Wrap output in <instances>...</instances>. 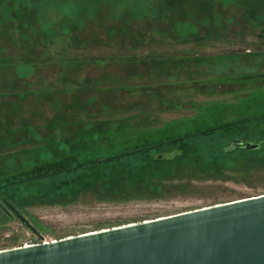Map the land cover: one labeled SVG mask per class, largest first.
Here are the masks:
<instances>
[{
	"label": "rangeland",
	"instance_id": "rangeland-1",
	"mask_svg": "<svg viewBox=\"0 0 264 264\" xmlns=\"http://www.w3.org/2000/svg\"><path fill=\"white\" fill-rule=\"evenodd\" d=\"M232 124L178 162L9 185ZM0 186L28 222L3 212L0 251L263 195L264 0H0Z\"/></svg>",
	"mask_w": 264,
	"mask_h": 264
},
{
	"label": "water",
	"instance_id": "water-1",
	"mask_svg": "<svg viewBox=\"0 0 264 264\" xmlns=\"http://www.w3.org/2000/svg\"><path fill=\"white\" fill-rule=\"evenodd\" d=\"M0 264H264V194L3 250Z\"/></svg>",
	"mask_w": 264,
	"mask_h": 264
},
{
	"label": "trees",
	"instance_id": "trees-1",
	"mask_svg": "<svg viewBox=\"0 0 264 264\" xmlns=\"http://www.w3.org/2000/svg\"><path fill=\"white\" fill-rule=\"evenodd\" d=\"M231 127L235 125H228L218 127L213 130H209L206 133L194 134L191 136H186L176 140H171L165 143H160L157 145H144L137 146L133 149L126 150L124 152H119L114 156L110 157H99L95 160L86 161V162H77L75 159L67 158L59 162L47 163L40 166L33 167L28 171H24L19 176H17V181H12L9 185L14 186H23L27 184H32L36 182H43L47 180H57L61 181L62 185H67L68 183H75L80 180L82 176H96L101 172L106 170L118 171L123 166L128 163L137 162L138 167L142 169L151 168V165H159L164 162H178L185 158L186 155H194L196 151L188 145L189 140H195L199 136L204 134H210L214 132L228 131ZM177 145L179 149H173L170 152H159L157 154L153 153L154 151L161 150L163 147ZM258 148L254 151H257L261 148V144H257ZM231 146L224 147L222 153L226 154L233 151L235 148H230ZM240 148V147H236ZM244 150V149H243ZM173 153L171 158H166L165 155ZM198 155V154H197ZM130 161V162H128ZM149 161V163H148ZM81 173H83L81 175ZM74 174H76L74 176ZM74 176V177H73ZM2 187L0 186V202L4 204L0 207V216H3L4 213L8 216H16L24 225H28V222L23 218L18 209H16L11 202L5 198L1 193ZM4 212V213H3ZM12 212V213H10ZM3 214V215H2ZM5 217V216H3ZM24 220V221H23Z\"/></svg>",
	"mask_w": 264,
	"mask_h": 264
},
{
	"label": "built area",
	"instance_id": "built-area-1",
	"mask_svg": "<svg viewBox=\"0 0 264 264\" xmlns=\"http://www.w3.org/2000/svg\"><path fill=\"white\" fill-rule=\"evenodd\" d=\"M44 243H47L46 241H43V240H39V242H37V243H26V244H24L23 246H21V247H27V246H32V245H37V244H44Z\"/></svg>",
	"mask_w": 264,
	"mask_h": 264
},
{
	"label": "flooded vegetation",
	"instance_id": "flooded-vegetation-1",
	"mask_svg": "<svg viewBox=\"0 0 264 264\" xmlns=\"http://www.w3.org/2000/svg\"><path fill=\"white\" fill-rule=\"evenodd\" d=\"M235 141H237V140H235ZM235 141L233 142V144H232V146H231L232 148H236V147H238V146L235 145ZM1 205L4 206V204H3L2 202H0V207H1ZM4 207H5V206H4Z\"/></svg>",
	"mask_w": 264,
	"mask_h": 264
}]
</instances>
